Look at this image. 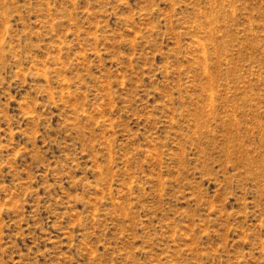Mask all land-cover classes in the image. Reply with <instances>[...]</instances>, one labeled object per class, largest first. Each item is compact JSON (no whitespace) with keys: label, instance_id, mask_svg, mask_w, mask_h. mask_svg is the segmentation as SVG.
I'll use <instances>...</instances> for the list:
<instances>
[{"label":"rangeland","instance_id":"obj_1","mask_svg":"<svg viewBox=\"0 0 264 264\" xmlns=\"http://www.w3.org/2000/svg\"><path fill=\"white\" fill-rule=\"evenodd\" d=\"M0 264H264V0H0Z\"/></svg>","mask_w":264,"mask_h":264}]
</instances>
